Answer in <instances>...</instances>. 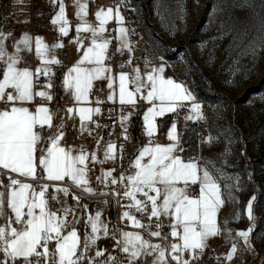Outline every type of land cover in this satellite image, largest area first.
<instances>
[{
    "label": "snow or ice",
    "instance_id": "snow-or-ice-1",
    "mask_svg": "<svg viewBox=\"0 0 264 264\" xmlns=\"http://www.w3.org/2000/svg\"><path fill=\"white\" fill-rule=\"evenodd\" d=\"M50 3L58 9L50 21L59 33L58 40L68 37L71 22L64 0H50ZM89 3L90 0H73L78 23L74 29L75 38L70 42L78 46L77 51H82V56L68 68L61 83L73 103L65 109L68 118L78 117L81 134L92 135L93 128L107 127L94 119L102 115L101 105L105 102L101 100L103 88L94 82L107 80V101L115 104L118 95V122L124 140L128 139V125L132 115L139 110L140 102L149 105L142 117L148 143L130 161L131 174L125 170L117 179L115 168L107 171L101 168L96 182L103 189L112 187V191L98 193L91 186L89 164L115 163L118 158L122 161L123 145L105 142L101 136L96 144L97 149H104L102 159L97 151L62 145L66 138L65 125L55 123V114L48 105L54 100L51 92L55 76L53 66H62L52 53L62 49L64 44L57 42L50 46L41 37H35L34 55L40 64L33 70L30 65L20 66L25 63L23 54L33 53V37L24 33L13 45L14 51L9 53L5 41L12 33L0 30V105H3L0 107V170L7 174L8 181L5 183L0 179V221H3L0 223V264H21V261L22 264H33L34 259L35 264H147L148 258H151V264H194L205 252L210 238L222 235L226 242H231L230 249L223 254L225 264H230L238 251H253L255 195L244 209L251 226L237 230L233 235L229 219H218L221 209L228 203L237 206L233 218L241 219L239 200L233 195V190L239 191L241 185L227 182L238 181L239 176H227L224 171L225 167L231 166L226 157L233 149L226 147L216 158L218 162L224 161L220 167L210 165L202 155L183 156L185 133L178 130L177 119L166 133L169 143L155 142L154 136L160 127L157 118L167 114L178 116L181 109L188 108L184 120L201 121L205 119L202 104L188 86L166 77L163 63L152 66L145 73H141L138 66H132L134 50L129 36L134 30L130 33L125 27L121 12L122 8L131 5V0H119L115 7H101L94 14L96 24L88 20ZM196 3L199 4V0ZM229 6L254 8L249 0H234ZM129 10L136 11L134 7ZM253 15L257 17V23L252 32L244 29L238 35L245 37L241 51L251 48L255 59L259 51H264V7L259 14L253 11ZM228 19L222 21L221 31H228ZM112 21L116 24L113 38L118 42L116 52L129 53L126 62L129 71L116 74L106 64L111 59L109 46L113 39L108 38L107 26ZM120 67L124 68L125 64ZM239 71L238 67H233L232 75ZM252 71L249 69L242 79ZM41 77L46 78L43 85ZM117 80L118 93L114 87ZM224 82L230 86L238 85L232 79ZM93 91L97 93L94 100L90 98ZM37 98L41 103H35ZM125 108L130 109L127 114ZM215 139L209 134L201 141V147L212 146ZM97 195L113 197L117 206L123 209L119 222L127 221L135 231L112 225L105 219L103 208L91 212L89 205L83 203L84 197ZM69 198L74 203L69 204ZM123 200L128 203H122ZM53 203L60 207L53 209ZM101 203L107 206L110 202L104 199ZM163 218H168L171 223L165 225ZM78 226L83 227L82 234ZM164 227L170 229L169 233H162ZM143 233H147L148 238ZM109 238L115 241L112 252L98 247V241ZM152 238L161 242H154ZM90 252L94 255L90 256ZM117 252L123 254V261L114 254ZM215 259L219 261L221 257Z\"/></svg>",
    "mask_w": 264,
    "mask_h": 264
},
{
    "label": "rangeland",
    "instance_id": "rangeland-1",
    "mask_svg": "<svg viewBox=\"0 0 264 264\" xmlns=\"http://www.w3.org/2000/svg\"><path fill=\"white\" fill-rule=\"evenodd\" d=\"M233 2L131 0L136 11L130 14L140 21L138 29L146 42L147 56L166 65L168 72L188 86L202 104L205 119L193 125V155H202L210 165L220 167L224 161L216 158L226 147L233 149L226 157L231 166L224 171L227 176H239L238 181L227 182L241 185L239 191L233 190L241 219L233 218L237 206L228 203L222 209L221 221L229 219L233 235L251 226L244 209L255 195L256 224L248 264H264V51L253 59L251 48L241 51L245 37L238 35L244 29L252 32L257 23L253 11L259 14L264 0H249L254 5L251 10L229 6ZM225 18H230L226 32L220 30ZM233 67L240 69L235 76ZM249 69H253L252 73L242 79ZM228 79L238 85L226 84ZM142 117L143 113V126ZM209 134L216 138L212 146L201 147ZM222 239L225 240L223 235Z\"/></svg>",
    "mask_w": 264,
    "mask_h": 264
},
{
    "label": "built area",
    "instance_id": "built-area-1",
    "mask_svg": "<svg viewBox=\"0 0 264 264\" xmlns=\"http://www.w3.org/2000/svg\"><path fill=\"white\" fill-rule=\"evenodd\" d=\"M119 3V0H93L92 1V8L94 10H99L101 7L107 8V7H115ZM197 5V4H195ZM129 7H124L125 12H129ZM46 10L48 11V14L52 16L56 8L52 7H46ZM29 19V34L32 37L38 36L42 33H47L55 29V27L51 24V18L47 20H40L35 14H34V7H33V0H6L5 3L2 5L0 9V25L1 24H11L15 20L20 19ZM139 19L137 17L131 16V19L126 22L127 28L130 30V33L132 30H134V34H130L129 40L131 43V47L134 50L133 55V63L140 58V56L145 52L146 50V42L141 35L138 26H139ZM109 33L108 38L113 39L116 35L114 31V25L111 23L108 26ZM110 51L109 56L111 59L107 60L106 62L114 68L116 72L120 71H129L128 66L126 65V62L129 59V53L127 51L121 53L116 52V41L113 39V43L110 44ZM136 51H140L141 55H137ZM40 64V61L37 58L32 59V65L33 69H35ZM125 64L124 68H121L120 65ZM61 66H53V71L55 73V76L53 78V84L54 87L51 89V92L55 96L56 92L58 91V78L62 72ZM41 85L46 83V78L41 77L40 80ZM96 91H93L90 93V96H96ZM36 104L41 103V100L39 98L36 99ZM72 104V100L70 95L65 94L61 97V99L56 100L53 104H49L48 106L53 110L54 114L57 111V113L63 112L66 107L70 106ZM0 107H3V105H0ZM144 104L140 102V108L137 112H135L132 117L131 121L128 125V139L124 140L122 132L123 130L119 126L118 122V116L120 114V105L118 103L115 104H107L104 108V111L102 112L101 118L97 119L101 123V125H107V127H102L100 129L93 128L92 136L89 138L87 137L86 133H78L77 136L74 139V142H79L83 140H90V144L92 146H95V151H97V154L99 157L103 158V147H100L97 149L96 141L100 139L101 136H103V139L105 142L107 141H114L118 146L123 145V160L121 161L119 158L115 161V163L109 161L108 163L104 164V167L107 169L115 168L116 171L114 172L115 177L118 179L120 174L122 172H125V170H129L128 174H131V170L129 168L130 161L133 160L134 156L136 155L138 148L141 144V131H142V122H141V114L143 110ZM113 109L115 111L113 112ZM130 109L125 108L124 112L127 114V112ZM103 120V121H101ZM111 133V135H110ZM65 143V141L63 142ZM96 144V145H95ZM118 157H119V150H118ZM93 188L99 193L100 191H112V187H108L106 189H103L101 185L95 184ZM117 190H120L119 188ZM196 191L198 193V186H196ZM88 198L92 200H98V199H108L109 204L111 207L112 212V221L110 222L112 225H115L117 228H123L124 230L129 231H135V229H132L128 226V222L125 221L124 223L119 222V216L123 209H121L117 204L115 203V199L111 196L103 197V196H87ZM122 203L127 204V200H123ZM51 207L55 209V206L52 204ZM139 215V214H137ZM155 220H153V224H155ZM163 223L167 225L168 223L163 218ZM153 230H155L153 228ZM170 229L168 227H164L162 229L163 234L169 233ZM147 237V233H143ZM154 241H157L155 238H152ZM171 237H169V242H171ZM107 241L114 247L115 241L113 239H107ZM161 242V241H159ZM242 246V244H241ZM231 247V242H226L222 238H217L216 240H213L208 243V247L206 248L205 252L202 254L201 258L194 262V264H225V261L223 260V254H226L228 250ZM109 252H112L113 249H109ZM120 256L121 260L123 261V254L120 253H114ZM89 255H94V252H90ZM216 256H220L221 259L217 261L215 259ZM187 258V255L185 256ZM250 260V253L245 251L241 252L238 251L237 255L234 257L233 261L230 262V264H248ZM22 264V263H21ZM33 264H35V259L33 261ZM42 264V262H41Z\"/></svg>",
    "mask_w": 264,
    "mask_h": 264
},
{
    "label": "crops",
    "instance_id": "crops-1",
    "mask_svg": "<svg viewBox=\"0 0 264 264\" xmlns=\"http://www.w3.org/2000/svg\"><path fill=\"white\" fill-rule=\"evenodd\" d=\"M4 1L5 0H0V9H1L2 5L4 4ZM92 1L93 0H90V3H89V16L91 18V20L89 22L96 24L97 22L94 20V14L98 10H94L92 8ZM64 2L66 5V15L71 22V28H70L69 36L64 37V38H60L58 40L59 33L56 29H54L50 32L42 33V34L38 35L39 37H41L43 39L44 43H46L50 46L54 43H57V42H61L64 44V47L62 49L55 50L52 53V54L56 55L57 59H59L62 62L61 67L63 70H62V72L58 78V91L56 92V94L54 96V100L52 102H50V104H53L56 100L61 99V97L66 94L65 91L63 90L62 86H61L63 76L67 72L68 68L72 67L74 65V63L76 61H78L80 59V57L82 56V51H77L78 46L75 43L70 42L71 40H73L75 38L76 33H75L74 29H75V25L78 23V20L74 16L75 8L73 6V0H64ZM33 7H34V14L40 20H47L49 18H52V16L55 14L54 13L52 16H50L48 14V11L46 10V7H52L50 0H33ZM56 10H58V9L56 8ZM121 12H122V15H124V17H125V27H127L126 22L131 19L130 11L125 12L124 9L122 8ZM111 23L114 25V28H116L115 22L112 21ZM28 27H29V19L28 18L15 20L11 24H1L0 25V30H3L4 33H9V32L12 33L11 37L5 41V46H6V49L9 53L14 51L13 45L21 38V36L24 33L29 34V28ZM35 37H37V36H35ZM35 37H33V53L28 54L27 52H25L23 54L25 63L20 65L21 67L30 65V67L33 69L32 59L35 58V55H34V38ZM85 43L87 44L88 42L85 41ZM116 46L118 47L117 41H116ZM161 63L162 62L153 60L151 57L147 56V54L145 52L140 56L139 59H137L133 63L132 66L133 67L138 66L141 73H145L147 71H150L152 66H154V65L159 66ZM106 64L112 68L114 74L119 73V72H116L114 70L112 65L108 64L107 62H106ZM165 75H166V77H170V78L177 80V82H182L179 79H177L176 77H174L173 75H171L168 72L167 67H165ZM0 78H2V75H0ZM94 83L98 87L103 88V93L101 94V100L105 101L101 105L102 112H103L104 108L107 104H112V102H108L106 99L107 95L109 94V89L107 88L108 81L102 80V81H97ZM114 87L117 88V93H118V80H117L116 84L114 85ZM90 98L92 100H94L95 96H93V97L90 96ZM141 102L144 104V107L142 110V113H143L144 111H146V109H147V107H149V105L143 101H141ZM116 103H118V95H117ZM70 106H73V103ZM92 106H95V105L93 104ZM33 110H34V107H33ZM187 114H188V108H184V109L180 110L178 116L176 114H167L163 118H157V122L160 125V127L158 129L157 134L154 136L155 142H158L161 144L169 143V141L166 139V133H167L171 123L173 122V120L177 119L178 120V130L185 133L183 138H182L183 139V146L186 149V151L182 155L185 157L194 156L193 153L190 151V143L192 142L191 138H192V133H193V125L196 123L199 124V121H187L186 122L184 120V117ZM100 118H101V115L94 117L95 120L100 119ZM61 122L64 123L65 132H66V138L64 140L65 143H63L64 141H62L63 146L71 147L73 149H80L81 147H83L88 152L95 151V146H92L90 144L89 139L79 141V142H74L75 137L77 136L78 133H80V131H79L80 122H79L78 117L76 119H70V118H68V114H67L66 110H64L61 113H57V111H56L55 112V123L57 125H59ZM91 136L92 135L87 134V137L90 138ZM140 136H141V144H140V147L138 148V150L148 143V138L144 134L143 126H142V131H141ZM136 154H138V151ZM99 158L102 159V157H99ZM134 158H135V156H134ZM134 158H133V160H134ZM89 167L92 169L89 176H90V180H91V186L93 187L95 184H97L96 177L100 174L101 168H103V170H105V171H107L109 169L105 168L104 164L103 165L89 164ZM3 173H4V170H0V179H3L4 182L7 183L8 182L7 181V174H3ZM12 175L15 176V174H12ZM76 191H78V190H76ZM102 200L103 199L92 200V199L88 198L87 196H85L83 203H86L89 205V210L91 212H94L97 208H103L105 219H108L111 222L112 221V212H111L110 204L107 206L103 205L101 203ZM68 203L72 204V203H74V201H72L69 198ZM53 205L55 206V209L60 207L59 204L53 203ZM222 209H221L219 216H218V219L220 221H221ZM9 215H10V213H9ZM164 219L166 220V222L168 224L171 223V221L168 218H164ZM0 223H3V221H0ZM78 227L80 228V231L82 234L84 231L83 227L82 226H78ZM146 238H148V237H146ZM217 238H222V236L210 238L208 243L213 241V240H216ZM154 242H159V241H154ZM98 247L102 248V249L107 248L108 250L113 249V246L107 241V239L98 241ZM0 259H2V255H0ZM21 263H22V261H21ZM147 264H151V258H148Z\"/></svg>",
    "mask_w": 264,
    "mask_h": 264
},
{
    "label": "water",
    "instance_id": "water-1",
    "mask_svg": "<svg viewBox=\"0 0 264 264\" xmlns=\"http://www.w3.org/2000/svg\"><path fill=\"white\" fill-rule=\"evenodd\" d=\"M136 54L140 56L141 52L140 51H136ZM101 121H103V120H101Z\"/></svg>",
    "mask_w": 264,
    "mask_h": 264
}]
</instances>
